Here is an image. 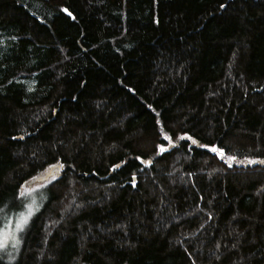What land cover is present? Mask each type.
<instances>
[{"label": "trees", "instance_id": "obj_1", "mask_svg": "<svg viewBox=\"0 0 264 264\" xmlns=\"http://www.w3.org/2000/svg\"><path fill=\"white\" fill-rule=\"evenodd\" d=\"M262 160L264 0H0V264H264Z\"/></svg>", "mask_w": 264, "mask_h": 264}, {"label": "rangeland", "instance_id": "obj_2", "mask_svg": "<svg viewBox=\"0 0 264 264\" xmlns=\"http://www.w3.org/2000/svg\"><path fill=\"white\" fill-rule=\"evenodd\" d=\"M60 176L61 174L59 171L58 175L54 174L47 180L39 181L38 180L39 177H38L34 183L25 186L21 194V196L23 197V201H22L23 205L21 210L15 215H10V216L8 215L7 217H5L2 220L0 228H3L6 224H8L11 229H14V222L20 216V214L22 213L26 214L29 206H31L33 209V214H32L33 216L36 213V211L41 207L42 203L47 197L46 188L49 185V183L58 179ZM53 177H55V179H53ZM22 232L23 231L15 233L16 237L19 240V243L16 244L15 247H13V241H11V239L9 238L7 245L5 247L0 248V255L3 257L4 260H8L9 262H11L15 259L16 255L18 254V250L20 248Z\"/></svg>", "mask_w": 264, "mask_h": 264}, {"label": "snow or ice", "instance_id": "obj_3", "mask_svg": "<svg viewBox=\"0 0 264 264\" xmlns=\"http://www.w3.org/2000/svg\"><path fill=\"white\" fill-rule=\"evenodd\" d=\"M225 5L221 4L220 7L223 8ZM63 11H65L67 13V15L71 16L72 13L69 12L67 9H63ZM165 139H168V137H165ZM189 139H191V137H189ZM193 144H196L197 141L196 140H192ZM201 147H207L206 145H200ZM165 149L163 147H160V151L163 152ZM213 153H216L217 155H219L221 158L224 157L225 153L222 149H218L217 147L213 146L210 149ZM137 159H139V157H137ZM236 157L235 156H228V160L232 161L235 160ZM227 162V161H226ZM249 164L255 163V161L249 160L248 161ZM260 163L264 164V160L260 161ZM61 167H63V165H60ZM229 166L231 167V164H229ZM50 167L55 168L56 165H52ZM118 167L116 165L113 166ZM53 179H55V177H53ZM33 214V209L31 206L28 207V210L26 212V214L22 213L20 214V216L16 219V221L14 222V229H11L10 226L8 224H6L3 228H0V248L5 247L9 241V238L11 239V241H13V247L16 246V244L19 243L18 238L16 237L15 233L16 232H21L24 230V228L26 227V225L28 224V221L30 219V217Z\"/></svg>", "mask_w": 264, "mask_h": 264}, {"label": "water", "instance_id": "obj_4", "mask_svg": "<svg viewBox=\"0 0 264 264\" xmlns=\"http://www.w3.org/2000/svg\"><path fill=\"white\" fill-rule=\"evenodd\" d=\"M55 165H56L55 168L50 167V168L47 170V172H46L43 176H41V177L38 178V180H39V181H44V180H47L49 177L53 176L54 174H55V175H56V174L58 175L61 166H60V164H55Z\"/></svg>", "mask_w": 264, "mask_h": 264}]
</instances>
